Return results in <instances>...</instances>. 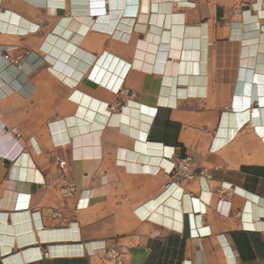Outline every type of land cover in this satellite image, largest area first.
I'll use <instances>...</instances> for the list:
<instances>
[{"label": "crops", "instance_id": "crops-1", "mask_svg": "<svg viewBox=\"0 0 264 264\" xmlns=\"http://www.w3.org/2000/svg\"><path fill=\"white\" fill-rule=\"evenodd\" d=\"M180 1L150 0L162 30L124 40L73 39L72 17L93 21L76 0H0V264H264V136L233 116L264 109V0ZM170 14L180 58L162 46ZM9 15L26 33L1 25ZM9 45L31 51L20 72L1 56ZM130 102L149 118L136 134L120 127ZM138 141L190 158L193 179L119 158ZM59 160L86 209L61 197ZM170 196L164 221L150 218Z\"/></svg>", "mask_w": 264, "mask_h": 264}, {"label": "bare ground", "instance_id": "bare-ground-1", "mask_svg": "<svg viewBox=\"0 0 264 264\" xmlns=\"http://www.w3.org/2000/svg\"><path fill=\"white\" fill-rule=\"evenodd\" d=\"M73 1H75V0H73ZM76 1H78V3L80 4V7H83L86 10L87 15L91 19H93V21L90 24H87V23H84L82 21H79L75 17H72V19L67 24V29H68V32L70 31L69 33H71V37L73 39L77 35H81L80 29H83V28H88V30L92 29V28H96V29H100V30H103V31L104 30L108 31V32L110 31L114 36H117V37H119L121 39H124V40H127L130 37V36L128 37V35H129L128 33L129 32L132 33V31L135 30V29L136 30H140V31H145V32L148 31L151 27H152L153 31L162 30V27H161L163 25L162 20H164V18L162 16H160V18L155 16V17H153L152 21L150 22V17H149V13L151 11L150 0H76ZM155 1H160V0H155ZM162 1L168 2V1H173V0H162ZM181 2L182 3L188 2V4H189L188 0H181L180 3ZM169 4L170 3L168 2V6H169ZM110 5H111V7H110ZM165 5H166V3H165ZM165 5H162V6H165ZM158 7H159L158 4H157V7L154 6V10L155 9H159ZM109 9H111V11ZM133 16H135V18H133ZM180 18H181L180 16H175V15H172V14H170L167 17V19L169 21L168 22V25H169L168 29H169V33H170V38H169V40H167L168 42L165 45H162V46L167 47L169 50L172 51L173 58L176 56L177 53L179 55V58L181 57L182 53L180 51H178V49L182 48L184 46V44H185L184 43V41H185L184 39L177 38V36H181L182 35L181 31L184 30V26L177 25V22H179ZM21 19H22L21 17H18L16 15H13V16L9 15L8 22L6 23L7 19L5 18L2 21L1 25L4 26V27L5 26H7V27L8 26H10V27L12 26L13 28L16 27L17 30H20V31H23L24 33H26L27 29H26V27L22 26ZM73 20H76L77 23H78V27H77L76 30H72L70 28V24L72 23ZM255 25L256 24L252 25V27H255ZM17 30H15V31H17ZM237 31H240V30L237 29ZM27 32H29V31H27ZM238 33H240V32H238ZM148 39L150 41L154 42V43L161 41L160 37H155L153 34L148 35ZM252 41H254V40L253 39L252 40L251 39L248 40V42H252ZM191 43H192V41H191ZM65 44H66V42H65ZM200 44H201V41H200ZM66 45H64V47ZM196 45H194V46H196ZM51 46H50V48H51ZM64 47H63V49H64ZM188 47H185L184 49L187 50ZM224 47H226V46H224ZM58 49H59V47H58ZM63 49H62L61 53L57 56L58 58L61 57V55L63 53ZM189 56H191V55H189ZM54 58L50 57V60L55 62L56 69L59 71L61 68H63V62L60 59H58V58L57 59H54ZM173 62H171V63L173 64ZM182 63H184V62H182ZM172 64H171V67H170L171 69H172ZM187 65H189V64H187ZM184 68L186 69L185 66H184ZM99 69H101V68H99ZM171 69H170V72H171ZM183 69H182V72L185 70V69L184 70ZM187 74H190V73L188 72ZM187 74H185V75H187ZM168 79H170V78H168ZM175 90H177V89H175ZM173 91H172V93H173ZM172 100H174V98ZM123 110L124 111L122 112V115L120 117V127H121L122 131L128 132V133H132V134H136V131L139 128L148 127L147 124H146V121L149 118H148V116H145V114H143L142 108L140 106H138L137 104H135L133 102H130L125 107V109H123ZM238 113H240V112H238ZM233 116H234V123H235L236 129H239V127H241L245 122H247L246 124L256 126L257 131L261 135L264 136V109L262 111H260V109L258 111L254 110V112H252V110H251L249 113H247L245 115V117L244 116L242 117V120H241L240 123L237 122L236 113H233ZM165 154H166L167 157H168V155L172 156L171 155V151L169 149H167V151H166L165 148L161 149V148L149 147L146 143H144L142 141H138L136 146H134V148L131 149V150H122L121 149L120 152H119V158L120 159H124L126 161H129L130 165L138 166L139 168H142V169H145V170H158V169L160 170L162 168L163 170H165L167 172H170L172 170V168H173L174 163H173L172 160L164 157ZM173 197L174 196H170L164 202L159 204L153 210V212L150 214L149 217L152 218V219H155L157 221L160 220L161 222H163L164 221V217L159 215L160 213L157 212V209H159L161 205H163L165 202H167L168 200L172 199ZM159 202H160V200H159ZM166 212L170 216V210H166ZM175 213L176 212H174L172 210V214L171 215L173 216V218L175 216ZM165 222L167 224L171 225V226H175L176 227V223H174L173 220L170 222V220L166 218ZM74 236L75 235H73V237ZM71 249H72V252H76L75 251L76 247L74 245L71 247Z\"/></svg>", "mask_w": 264, "mask_h": 264}, {"label": "built area", "instance_id": "built-area-1", "mask_svg": "<svg viewBox=\"0 0 264 264\" xmlns=\"http://www.w3.org/2000/svg\"><path fill=\"white\" fill-rule=\"evenodd\" d=\"M196 0H190L189 5L195 6ZM31 51L29 49L17 46V45H9L3 47L1 51L2 58L6 61L9 66L14 67L17 71H22L24 63L30 56ZM216 136V135H215ZM215 139V137H214ZM214 139L211 151L214 149ZM175 150L173 149V154L171 156L174 158ZM173 168L168 174H172L178 176V182L186 179H193V175L189 172L190 168V158L186 159H178L177 161H173ZM58 167L60 169V181L61 187L59 189L60 195L64 200H76L75 210H83L89 206L90 198H84L77 190L76 185L68 179L69 168L65 164L63 160L58 161ZM178 182H174L171 185L178 184ZM168 187V186H167ZM224 190H230L231 187L223 186ZM235 191V190H234ZM118 264H122L121 261Z\"/></svg>", "mask_w": 264, "mask_h": 264}]
</instances>
